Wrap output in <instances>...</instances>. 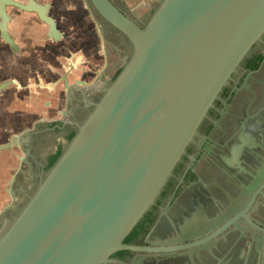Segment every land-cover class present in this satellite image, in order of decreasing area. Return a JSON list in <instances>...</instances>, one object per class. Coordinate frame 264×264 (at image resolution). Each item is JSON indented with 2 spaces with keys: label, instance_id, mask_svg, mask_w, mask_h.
I'll return each mask as SVG.
<instances>
[{
  "label": "water",
  "instance_id": "obj_1",
  "mask_svg": "<svg viewBox=\"0 0 264 264\" xmlns=\"http://www.w3.org/2000/svg\"><path fill=\"white\" fill-rule=\"evenodd\" d=\"M87 1L124 37L130 56L31 191L18 183L19 202L13 178L0 218V264H111L117 251L133 250L124 239L154 204L221 90L264 35V0H160L142 28L110 0ZM7 6L37 13L49 25V37L58 39L45 8L0 0V37L13 52ZM69 70L61 80L71 95L76 87L68 86ZM8 84L0 85V92ZM35 134L26 131L0 144V153H21L17 159L28 170L18 172L29 177L25 184L33 180L35 165L26 160V145ZM253 169L248 197L264 183V162ZM237 212V204L217 211L218 243L233 234L226 221L230 215L239 219ZM259 231L250 236L257 245L251 252L264 257V222Z\"/></svg>",
  "mask_w": 264,
  "mask_h": 264
},
{
  "label": "flooded vegetation",
  "instance_id": "obj_2",
  "mask_svg": "<svg viewBox=\"0 0 264 264\" xmlns=\"http://www.w3.org/2000/svg\"><path fill=\"white\" fill-rule=\"evenodd\" d=\"M13 1L45 8L46 16L54 21L59 32L58 39L51 38L49 25L37 13L6 7L9 17L7 30L16 45L14 53L20 65L14 81L20 88L27 89L23 91L21 88V96L41 79L39 75L35 77L34 71L31 73L25 68L41 59L37 54H46L45 69L52 62L62 68L61 74L53 76L52 82L47 83L48 86L53 85L45 89L49 93V103L43 105V108L54 112L56 118L35 122L32 130L36 134L26 145L28 157L35 165L31 171L33 180L25 184L28 176H19L24 178V192L29 193L33 183L47 172L50 161L70 142L77 125L101 96V90L121 72L130 56V47L87 0H81L79 5L73 0L63 7L59 15L57 1ZM110 1L138 26L142 28L145 25L141 22L143 17L137 20L126 13L125 0ZM15 16L21 18L22 35L25 36V43L20 46L9 33V25ZM88 20L94 25L93 33L88 30ZM67 33L69 36L64 39ZM54 46L70 50V53H82V62L77 61L75 65L68 60L67 67H64L59 64L56 53L54 60L49 58L56 50ZM90 48H98L102 53L104 61L99 69L90 62ZM109 55H112V61ZM23 59L28 60L26 65ZM7 61L5 67L11 68L13 62ZM78 65L83 69L78 70ZM69 68L68 86L76 87L71 95L61 80ZM29 78L34 80L28 82ZM36 94L31 93L30 96ZM254 157L256 160H252ZM261 160L264 162V35L221 90L154 204L124 239L123 244L133 250L117 251L110 257L111 264H264L261 251L252 254L256 244L250 238L251 234L261 235L259 225L264 222V183L261 181L252 197H248L247 184L249 175L254 174V164ZM17 194L19 202L23 197L20 191ZM232 204L238 206L239 219L232 221V216H229L227 231L231 230L233 234L227 232L225 242L220 244L214 238L213 219L219 209L225 210ZM236 228L242 229V236L237 234Z\"/></svg>",
  "mask_w": 264,
  "mask_h": 264
},
{
  "label": "crops",
  "instance_id": "obj_3",
  "mask_svg": "<svg viewBox=\"0 0 264 264\" xmlns=\"http://www.w3.org/2000/svg\"><path fill=\"white\" fill-rule=\"evenodd\" d=\"M56 1L58 4L59 13H61L64 6L70 3L69 0H56ZM9 33L15 39V41L17 42L19 46L22 43H25V41L23 40L25 36L22 35L20 17L18 16L13 17L9 25ZM26 36L28 37V35ZM11 61L13 62V64L11 65V68H10L9 79L5 82L0 83V85L2 84L7 85L8 82L13 81L15 83L14 86H16L17 93L20 94L21 92L26 91L27 89L21 87L23 89L22 91L21 88L18 86V82L16 81L17 82L16 83L14 81V79H16L18 76V70L20 68V65L18 63L19 59L16 56V60L12 59ZM47 67H48L46 71L47 76L45 77L43 76V78H49L50 81L48 80L45 81L42 78L43 81L39 82L38 84L34 86H30V89H29L30 93H28L29 92L28 91L27 94L23 95L22 100H19L17 102V105L19 106L18 109L13 110V111L7 110V112H9L10 114H14V115H10L9 118H16L18 120L15 122L10 121V125L5 127L6 129H8L7 138L5 139L6 142L13 135H22L26 131H30V130L34 131L32 130L33 124L37 122L38 120L42 122H47V121H50L56 118L54 112H51L49 109L47 110L43 108V105L45 104L47 106L48 105L47 102L49 103V93L47 90L48 88L50 89L51 87L48 86L47 83L52 82L53 75L54 77H56L57 75L61 74V72L59 73L58 71L59 67L57 65L50 64ZM32 87L33 89H31ZM31 93H37L34 96H37V95H40V96L36 98H34L33 96V99L28 98V96H30ZM37 101L38 103L36 104ZM36 114L39 115L38 116L39 118L35 120ZM11 122L14 124H11ZM2 131L4 132L5 130H2ZM13 151L15 154H11L12 152L10 153L8 151H2L0 153V216L2 215V211L4 207L9 205L10 203V200L9 201H6V200L10 199L9 187L11 185L13 178L16 180L14 188H15L16 196L18 198L17 193L20 191V188L18 187V183L23 184V180H24L22 176L21 177L19 176L20 173L18 171L19 170L27 171L25 169V166L27 167V164L21 163V161L17 159V156L18 157L22 156L21 153H19L17 149H14ZM26 160L29 163H33V159L29 158L28 156L26 157ZM4 202L6 204H4Z\"/></svg>",
  "mask_w": 264,
  "mask_h": 264
},
{
  "label": "rangeland",
  "instance_id": "obj_4",
  "mask_svg": "<svg viewBox=\"0 0 264 264\" xmlns=\"http://www.w3.org/2000/svg\"><path fill=\"white\" fill-rule=\"evenodd\" d=\"M49 1V0H47ZM56 2V0H53ZM73 0H69V2L71 3ZM75 2H77V4H81V0H74ZM126 4L124 5L125 7V11L128 15H131L133 18H136L137 20L140 19V17L144 18L143 21H141L142 23H146L147 20L149 19L151 13L159 6L160 4V0H125ZM50 3V1H49ZM92 10V9H91ZM51 14L53 15V12L51 11ZM55 14V12H54ZM59 14H62V13H59V11L57 12V15ZM56 17V16H55ZM89 23L88 24V30L89 32L93 33V30H94V25L92 22H89L86 21V23ZM143 24V25H144ZM43 27V26H42ZM87 27V26H86ZM68 33L65 34V38L66 39L68 37ZM93 43L90 42V45H92ZM93 47V46H92ZM42 51H44L43 48H41ZM56 49V50H54ZM54 51H52V55H50V59L52 58V60H54L53 56L54 54L56 53L58 57V60H59V64H63L64 67H67V63H68V60H71L73 61V64H77L76 62L77 61H81L83 60V55L82 53H77V52H71L70 53V50H64L63 47H58L57 46H54ZM11 47H9V45H7V43H5L1 37H0V83L2 82H5L9 79V76H10V68L8 67H5L6 64H7V60H16V56L17 54L14 53V52H10ZM88 57L90 59V62H93L95 65V69H99L100 67H102V64H103V61H104V58L102 56V53L101 51L97 48H90V50L88 51ZM39 57H41V59L39 60L38 58V61H36V64H30V66H25L26 70L28 71H31V73H33L32 71L35 72V77L37 75H39V78H43V76H47L46 75V71L47 69L46 68V65H44L43 63H45V58H46V54L44 52H41V54H37ZM35 56V55H34ZM48 56V55H47ZM27 57V55H26ZM109 58L113 59L112 55H109ZM75 59V61H74ZM28 60H24L23 59V62H25V65H26V62ZM33 62V61H31ZM40 62H42V65H40ZM34 63V62H33ZM53 63V62H52ZM50 63V64H52ZM79 63V62H78ZM5 65V66H4ZM40 65V66H39ZM52 65H55V64H52ZM93 66V67H94ZM78 70L80 69H83V67H79L76 66ZM61 69L60 66H59V73L61 72ZM32 75V74H30ZM54 76V75H53ZM32 78V77H31ZM27 79L28 82H30L31 80H34V79ZM38 78V77H36ZM39 79V82H41L42 80ZM45 79H49V78H43V80ZM10 83L9 87L7 86V88H5L2 92H0V144H3V143H6L5 139L7 138V130L5 127L9 126L10 125V121H17L18 119L16 118H9L10 115H14V114H10L9 112H7V110L9 111H13V110H16L18 109V105H17V102L19 100H22L23 96H21V94L17 93V89H16V86L15 83L13 81H10L8 82ZM51 83V82H50ZM42 88V87H41ZM14 91V92H12ZM40 95H37L35 96L34 98L36 97H39ZM28 98H32V96H28ZM38 103V101L36 102V104ZM39 107V106H38ZM39 115H35V120L38 119ZM11 124H14L11 122ZM2 130H5L4 132ZM6 133V134H5ZM18 199V198H17ZM10 199H7L6 201H9ZM9 203V202H8ZM4 204H6L4 202ZM2 216V215H1ZM0 216V218H1Z\"/></svg>",
  "mask_w": 264,
  "mask_h": 264
},
{
  "label": "trees",
  "instance_id": "obj_5",
  "mask_svg": "<svg viewBox=\"0 0 264 264\" xmlns=\"http://www.w3.org/2000/svg\"><path fill=\"white\" fill-rule=\"evenodd\" d=\"M60 154H57L49 163L48 165V169L54 164V162L57 160V158L59 157Z\"/></svg>",
  "mask_w": 264,
  "mask_h": 264
}]
</instances>
